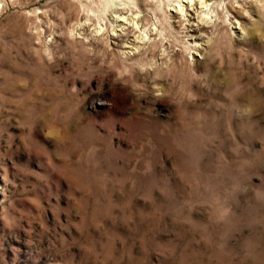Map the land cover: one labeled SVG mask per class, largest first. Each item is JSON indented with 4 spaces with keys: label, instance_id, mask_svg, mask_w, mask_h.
I'll list each match as a JSON object with an SVG mask.
<instances>
[{
    "label": "rangeland",
    "instance_id": "374dc122",
    "mask_svg": "<svg viewBox=\"0 0 264 264\" xmlns=\"http://www.w3.org/2000/svg\"><path fill=\"white\" fill-rule=\"evenodd\" d=\"M180 1L0 0V264H264V0Z\"/></svg>",
    "mask_w": 264,
    "mask_h": 264
},
{
    "label": "bare ground",
    "instance_id": "6f19581e",
    "mask_svg": "<svg viewBox=\"0 0 264 264\" xmlns=\"http://www.w3.org/2000/svg\"><path fill=\"white\" fill-rule=\"evenodd\" d=\"M176 7L178 8V13L182 17L187 18L188 21H190L192 19L202 18V22L206 23V22H209L210 18H212L211 17L212 13L209 11V4L206 3V0H186V1L181 0L178 3V6H176ZM209 12L211 15L209 14ZM114 17L116 18L114 21L117 23L124 21V20H125V22L127 21V19L121 20L118 16L117 17L114 16ZM138 24L135 23L134 28L137 29ZM118 27H119V31H121L120 33H122V32L124 33L126 27L120 26V25ZM149 41L150 40H149V37L147 34L141 35V36L138 35L137 37H134L128 45L130 48V51H131L129 53L131 54L132 52H134V53L139 52L140 50L143 49L144 45H147L148 43H150ZM202 49H203L202 44H199L198 50H202ZM198 52L195 53L196 56L199 54Z\"/></svg>",
    "mask_w": 264,
    "mask_h": 264
}]
</instances>
